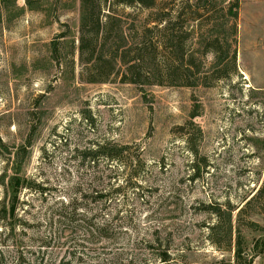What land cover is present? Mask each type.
Segmentation results:
<instances>
[{
    "label": "rangeland",
    "instance_id": "rangeland-1",
    "mask_svg": "<svg viewBox=\"0 0 264 264\" xmlns=\"http://www.w3.org/2000/svg\"><path fill=\"white\" fill-rule=\"evenodd\" d=\"M186 1L196 2L159 3L175 17ZM207 2L214 12L233 0ZM98 4L123 18L130 46L154 15ZM79 12V0H0V141L11 153L0 154V176L18 153L31 184L11 227L0 223V264H162L165 253L167 264H235L237 233L250 264H264V0H238L235 21L201 13L200 31L189 23L183 55L207 78L193 88L140 89L120 81L119 65L106 83L79 80ZM206 36L230 43L229 58L235 50L226 79L211 75L214 54H200ZM100 147L124 152L93 160ZM5 198L0 185V207ZM215 207L232 210L230 237L223 215L210 238Z\"/></svg>",
    "mask_w": 264,
    "mask_h": 264
},
{
    "label": "trees",
    "instance_id": "trees-1",
    "mask_svg": "<svg viewBox=\"0 0 264 264\" xmlns=\"http://www.w3.org/2000/svg\"><path fill=\"white\" fill-rule=\"evenodd\" d=\"M193 6L188 1L178 9L175 17L170 16L171 6L167 3H159V0H114L115 4L125 7H139L142 10L153 11L154 15L150 21L141 27L139 40L132 46L129 45L122 25L123 18L113 13L102 15L98 0H79V27L78 44L76 48L78 62L83 70L79 74V80L89 83H106L111 75L115 73V68L119 65L122 68L120 81L126 84H132L140 89L152 86H182L193 88L197 86H207L204 76H201V63H195L191 56L184 58L185 42L192 34L196 35L194 28H188L189 23L197 22L196 30L200 31L201 13L205 15H222L229 20L235 21L238 13V0H233L228 6L219 8L213 12L207 0L204 3L195 0ZM162 6H165L162 8ZM203 14V15H204ZM216 19V18H214ZM150 24V27L147 25ZM178 26L181 36L175 35L173 27ZM117 31H114V30ZM230 36L236 34L234 24L230 26ZM115 35V36H114ZM61 36L60 38H63ZM198 37V36H197ZM202 35H199V38ZM207 37V36H206ZM214 37V38H212ZM207 37L209 39L206 46L202 47L201 55L207 53L214 54V61L210 65L211 75H217L216 80L226 79L228 76L224 70L229 66L235 69V50H232L229 58L231 44L224 41L225 50L222 51V43L217 36ZM107 47V50L105 48ZM52 59L57 60V44L51 43ZM107 51H110L109 53ZM132 54V57L129 58ZM89 72L87 78H84V72ZM211 76V77H212ZM197 105V104H196ZM195 106L190 114V119L198 116ZM195 111V112H194ZM191 124V123H190ZM188 141V136L185 138ZM29 147V143L25 148ZM1 152H8L6 146L0 141ZM25 148H21L26 151ZM111 150L105 155L102 147L94 151L92 159L99 155L107 159L120 161V155L124 148L111 154ZM194 152V151H193ZM15 164L14 172L11 176L3 174L0 176V185L4 188L6 198L0 207V223L10 226L9 221L14 219L18 195L22 189L30 188L31 184L20 175V167L25 159H19L18 153L13 154ZM7 180V181H6ZM118 191V188L115 189ZM212 214L216 218L213 225L209 226V236L214 237L221 229L220 218L224 215V227H222L224 236L230 237L232 233V210L222 211L219 207L212 208ZM242 209L238 211V215ZM222 232V233H223ZM214 243V242H213ZM242 243L239 233H237L234 249L235 264H250L251 259L246 257L242 249ZM250 258V259H248ZM169 258L165 253L161 258L162 264H167Z\"/></svg>",
    "mask_w": 264,
    "mask_h": 264
}]
</instances>
